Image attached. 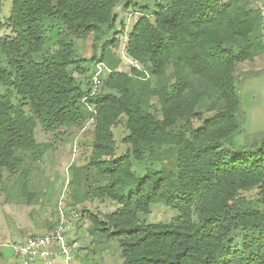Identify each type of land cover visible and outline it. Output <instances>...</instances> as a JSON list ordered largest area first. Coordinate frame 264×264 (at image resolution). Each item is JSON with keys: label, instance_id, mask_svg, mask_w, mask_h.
Instances as JSON below:
<instances>
[{"label": "trees", "instance_id": "obj_1", "mask_svg": "<svg viewBox=\"0 0 264 264\" xmlns=\"http://www.w3.org/2000/svg\"><path fill=\"white\" fill-rule=\"evenodd\" d=\"M122 1L10 0L0 37V186L5 172L48 149L38 126L61 132L90 121L89 161L71 166L69 192L75 204L117 208L82 207L75 223L87 219L89 231L116 242L121 264H264V131L241 133L235 74L264 53V11L247 0H154L153 10L138 11L124 47L144 68L123 72L119 40L102 41ZM89 37L90 60L107 69L98 93L71 67L75 40ZM121 118L129 147L116 156L112 128ZM28 170L14 185L27 204L35 197ZM156 204L176 215L141 219Z\"/></svg>", "mask_w": 264, "mask_h": 264}, {"label": "rangeland", "instance_id": "obj_2", "mask_svg": "<svg viewBox=\"0 0 264 264\" xmlns=\"http://www.w3.org/2000/svg\"><path fill=\"white\" fill-rule=\"evenodd\" d=\"M245 1V0H244ZM154 0H124L115 7L117 15L114 27L102 37V41L116 38L119 46L115 53L121 57L122 62L118 66V71L129 72V65L144 68L140 64L131 62L125 57L124 47L127 35L132 24L139 15V10L147 5L150 10L154 9ZM252 8H259L264 11V0H247ZM10 0H4L0 11V37L8 34L9 30L4 25L9 14ZM136 5V7L134 6ZM124 25V26H123ZM123 27V28H122ZM93 41L91 37L85 40H75L76 54L78 60L71 67L77 68L74 76L77 80L82 79L87 85L92 87L96 93L102 91L100 80L97 86L93 80L97 66L102 63L90 60ZM237 76V86L241 101V133L245 136L253 135L264 131V53L257 55L252 61H244L237 65L235 72ZM106 72L100 77H105ZM158 111V105L154 107ZM207 115L204 117V121ZM193 126L199 128L203 122L193 121ZM183 122L177 124V129H185ZM116 144V156L123 155L129 147L124 139L128 134L125 127V119L121 118L112 128ZM35 137L38 142L47 143L48 149L39 161L30 162L28 159L10 177L5 172L3 183L0 186V235L9 236L0 243L8 244L23 240L32 230H41L44 223L56 214L57 204L66 199L67 211H80L82 207L90 211H100L108 213L117 205L109 200H91L75 204L69 192L71 180V166H84L89 161L91 152L90 143L93 139L91 122L84 126H70L58 131H43L39 126L36 128ZM238 138V137H236ZM28 168L27 181L30 192L35 194L32 201L27 204L18 193L16 185L18 175ZM135 169L144 171V167L135 166ZM95 170L89 171L91 182H95ZM97 183V182H96ZM64 193V194H63ZM176 215V212L162 204L151 205L148 211L141 215V219L149 223L167 222ZM56 215V220H57ZM55 220V221H56ZM73 221L70 224L68 235L77 238L79 244L76 264H121L123 261L121 249L116 242L102 241L99 234L89 231L90 222L87 219L78 221V226ZM73 229V230H72ZM1 237V236H0ZM29 237V236H28ZM87 247H90L89 249ZM9 249V247H6ZM21 258H18L19 262Z\"/></svg>", "mask_w": 264, "mask_h": 264}, {"label": "built area", "instance_id": "obj_3", "mask_svg": "<svg viewBox=\"0 0 264 264\" xmlns=\"http://www.w3.org/2000/svg\"><path fill=\"white\" fill-rule=\"evenodd\" d=\"M107 72L103 64L97 66L93 80L95 84L101 73ZM66 199L58 202L56 215L57 220L53 227L40 235L29 236L21 243L13 245L15 256L21 258L22 264H31L35 261L44 264H76V256L79 250L77 238H71L68 233L70 224L79 217L74 210L67 211Z\"/></svg>", "mask_w": 264, "mask_h": 264}, {"label": "crops", "instance_id": "obj_4", "mask_svg": "<svg viewBox=\"0 0 264 264\" xmlns=\"http://www.w3.org/2000/svg\"><path fill=\"white\" fill-rule=\"evenodd\" d=\"M54 217L56 218V214H54L53 217L50 218V221H47V223H44V227L41 230H32L29 232L28 236L40 235V234L45 233L47 230L51 229V227H53L55 220H56ZM0 236H1L0 237V242H1L4 235L1 234ZM28 236H26L23 240H25ZM5 237H4L5 239L9 238V236H6V235ZM23 240L15 242V243L13 242L8 243V244L0 243V262L1 264H22L21 260L19 262L17 261L19 257L15 256L12 246L21 243ZM6 247H9V249H6ZM31 264H44V263L40 261H35ZM54 264H60V263L56 261Z\"/></svg>", "mask_w": 264, "mask_h": 264}, {"label": "clouds", "instance_id": "obj_5", "mask_svg": "<svg viewBox=\"0 0 264 264\" xmlns=\"http://www.w3.org/2000/svg\"><path fill=\"white\" fill-rule=\"evenodd\" d=\"M96 72V71H95Z\"/></svg>", "mask_w": 264, "mask_h": 264}]
</instances>
